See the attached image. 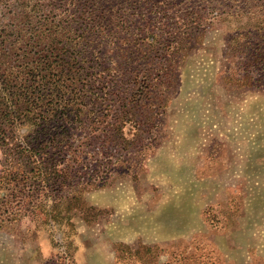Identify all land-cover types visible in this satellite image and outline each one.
<instances>
[{"label": "rangeland", "instance_id": "rangeland-1", "mask_svg": "<svg viewBox=\"0 0 264 264\" xmlns=\"http://www.w3.org/2000/svg\"><path fill=\"white\" fill-rule=\"evenodd\" d=\"M103 1L97 186L84 212L0 226V264H264V61L234 47L264 0ZM43 3L69 21L85 8ZM248 33V49L264 45V29Z\"/></svg>", "mask_w": 264, "mask_h": 264}, {"label": "trees", "instance_id": "trees-1", "mask_svg": "<svg viewBox=\"0 0 264 264\" xmlns=\"http://www.w3.org/2000/svg\"><path fill=\"white\" fill-rule=\"evenodd\" d=\"M44 1L0 0V226L38 212L58 222L84 212V195L99 177L88 174L99 152L87 148L105 127L111 67L101 47L114 21L103 0H85L73 14L81 21ZM250 27L234 37L244 65L264 61V45L248 49L246 40L252 28L262 36L264 17Z\"/></svg>", "mask_w": 264, "mask_h": 264}]
</instances>
